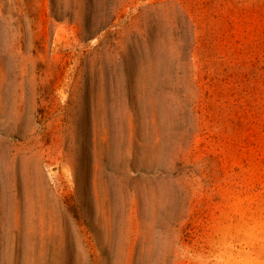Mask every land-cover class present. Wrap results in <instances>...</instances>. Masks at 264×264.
<instances>
[{"label":"rangeland","instance_id":"rangeland-1","mask_svg":"<svg viewBox=\"0 0 264 264\" xmlns=\"http://www.w3.org/2000/svg\"><path fill=\"white\" fill-rule=\"evenodd\" d=\"M0 264H264V0H0Z\"/></svg>","mask_w":264,"mask_h":264}]
</instances>
